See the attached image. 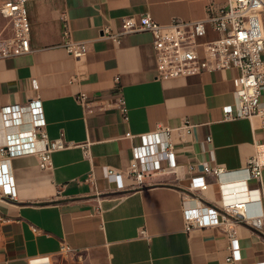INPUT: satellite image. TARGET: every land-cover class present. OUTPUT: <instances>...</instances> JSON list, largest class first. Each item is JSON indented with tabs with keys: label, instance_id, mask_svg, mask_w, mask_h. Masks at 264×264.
I'll use <instances>...</instances> for the list:
<instances>
[{
	"label": "crops",
	"instance_id": "crops-1",
	"mask_svg": "<svg viewBox=\"0 0 264 264\" xmlns=\"http://www.w3.org/2000/svg\"><path fill=\"white\" fill-rule=\"evenodd\" d=\"M210 2L217 11L225 0L28 1L31 52L0 59V108L38 97L48 138L89 142L90 151L55 152L50 171L39 169L35 155L8 159L17 196L0 201L6 220L0 221V264H226L230 228L240 244L237 264L264 263V233L247 223L184 231L183 206L218 209L225 199L245 202L248 215L264 212V168L260 201L259 184L247 172L249 158L264 143V127L258 118L225 120L222 111L235 105L238 71L160 80L150 33L124 34L118 42L104 34L118 33L127 16L149 14L162 25L200 20ZM63 16L70 37L87 44L82 59L62 47ZM12 36L11 19L0 14V40ZM217 36L207 28L205 40ZM116 77L128 122L116 109L100 111L97 103L88 111L76 100L86 93L110 101ZM182 118L194 124L191 134L178 128ZM158 125L173 129L176 167L138 185L127 174L132 149ZM7 131L0 121V144ZM205 166L224 172L204 174L206 190L190 189V178ZM107 168L122 174L123 189H116ZM63 245L71 251L62 253Z\"/></svg>",
	"mask_w": 264,
	"mask_h": 264
},
{
	"label": "built area",
	"instance_id": "built-area-1",
	"mask_svg": "<svg viewBox=\"0 0 264 264\" xmlns=\"http://www.w3.org/2000/svg\"><path fill=\"white\" fill-rule=\"evenodd\" d=\"M29 0H5L0 3V14L9 18L13 24V36L0 40V59L22 56L31 52L30 23L27 3ZM206 15L200 20L185 22L173 19L169 24L157 23L149 14L138 17L122 18L118 33L104 30L106 38L118 42L124 34L148 32L152 36L155 53L156 78L167 80L191 76L202 72L218 70H237L233 78L235 105L222 108L224 119L258 118L264 127V0H225L224 6L215 11L214 4L205 7ZM63 21L62 47L72 57L82 59L88 52L86 42L74 41L70 37L65 16ZM210 27L217 37L205 40ZM115 87L110 101L98 100L86 93L76 96L78 103L90 111L93 104H99L100 111L116 109L128 122V109L119 85V78L114 79ZM37 89L35 80L31 81ZM0 121L8 131L0 144V201L16 200L17 188L9 171L8 159L19 155H35L38 167L42 171L52 169V154L68 148L78 147L84 156L89 155L90 143H71L59 137L50 140L46 133V121L41 101L38 97L26 104H13L0 108ZM26 124L27 129H22ZM186 134H191L194 124L182 118L178 126ZM173 129L158 125L152 132L140 135V144L132 149L133 157L129 162L127 174L138 185L145 184V178L152 174L172 170L176 167V151L172 141ZM126 138H133L130 132ZM211 141L210 137L206 138ZM264 168V143L257 146L256 153L247 162L248 179L259 184L256 189L258 201L261 199V175ZM221 168L205 166L203 174L190 178V189L204 191L208 188L204 174L220 175ZM107 175L113 179L118 190L124 188L122 174L107 168ZM184 231L197 228L221 227L234 223H247L264 233V212L248 215L246 203L223 199L220 208L200 205L182 207ZM0 221L5 218L0 212ZM140 234L146 236L145 229ZM229 254L226 264L241 261V250L236 231H227ZM62 253L71 251L69 246L60 248ZM256 264H264L263 262Z\"/></svg>",
	"mask_w": 264,
	"mask_h": 264
}]
</instances>
